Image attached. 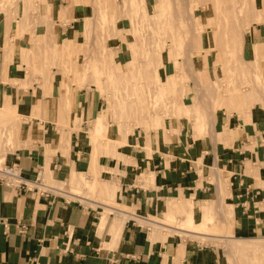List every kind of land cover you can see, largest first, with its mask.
<instances>
[{
	"label": "rangeland",
	"instance_id": "374dc122",
	"mask_svg": "<svg viewBox=\"0 0 264 264\" xmlns=\"http://www.w3.org/2000/svg\"><path fill=\"white\" fill-rule=\"evenodd\" d=\"M68 2L69 13L62 16L59 13L60 26L75 23L80 28L75 41L71 33L63 32L61 39L51 44L49 51H45L44 57L32 54V60L26 61L29 70L26 78L31 73H40L44 78L42 87L57 92L58 124L53 130L59 131L50 133L37 124L25 125L32 123L33 116L39 114L34 111L25 113L28 105L19 106L11 95L5 94L4 100L0 99V164L13 162V157L7 154H13L17 147L33 148L35 143H39L36 139H40L46 146V155L52 153L56 156L59 151L68 159L69 168L58 176L51 171L55 167L53 162L56 157L40 155V164L45 166L44 179L50 185L62 189H52L54 194H61L70 201H80L98 213L99 217L104 212H108L109 217L115 214L107 204L124 208L132 212L126 216V220L136 218L148 232L157 230L156 221L188 229L184 230L186 233L171 231L169 237L180 242L182 239H195L217 246L221 250L223 264H264V245H260V242H264V218L259 215L263 213L264 216V198L257 199V207L261 211L255 216L263 230L243 235V239L231 245L232 236H241L234 231L236 214L232 207L234 209L236 202L230 196L234 176L231 175L233 180L230 181L229 172L220 171L224 178L219 185L223 198L212 201L219 197L214 165H222L215 164L208 156L207 151L211 150L206 142L209 136L218 145L219 157L229 146L237 147L239 142L235 141L237 137L233 134L236 128L242 132L246 130L248 121L245 108L248 105L252 107L256 102H264L263 61L247 60L250 54L247 31L254 21L264 22V0ZM13 4L14 0H0V6L5 9ZM35 5L36 2L32 0V11L38 10ZM77 5L88 6L79 11ZM45 8L48 15L50 6ZM63 10L66 11V8ZM63 29L66 31V26ZM112 51L117 59L115 65L109 61ZM251 51L264 52L256 41ZM38 57H41L40 60H37ZM38 64L43 68L42 72L36 67ZM118 68L124 71L123 75L117 74ZM55 71L59 73L56 74V80L49 81L51 76H55ZM25 84L29 83L24 82L22 85ZM71 89L76 94L71 93ZM44 94L52 93L46 91ZM77 95L90 107L84 105L78 112ZM141 100L146 105V113L144 115V111H139L140 114L136 113L134 117L131 106ZM15 118L21 121L25 132L28 131L18 138L10 130ZM183 120L192 124V134H187L186 142L182 138L188 128L183 126ZM127 126L132 129L133 139L123 142L121 150L124 153H106L103 150L106 146L115 148L117 145L116 132ZM73 130L88 140L79 147L83 149V154L78 163L73 160L71 153ZM54 134L57 137L56 144L51 139ZM125 134L128 135L127 132ZM60 135L62 141H58ZM168 141L176 147L171 151L173 156L169 157L175 158L177 155L194 160L196 166L193 168H198L196 173L200 177V185L210 186L213 192L216 190L208 200L184 198L197 206H203V210L205 205L211 204L209 223L207 218L205 224L194 219L189 226L186 219L198 209L192 202L189 205L185 202L184 208L167 207L164 212L156 209L155 204L152 209H143L140 201L118 203L120 179L117 174H124L129 180L126 171L133 164L138 165L137 168H144L137 156L152 154L154 150L163 152V144ZM191 143H195L194 148L189 146ZM178 145L188 153L177 151ZM141 147L145 151L142 155L138 151ZM72 171L83 180L78 187L70 186L67 182ZM152 176L155 177L152 172L139 170L136 177L130 178V182L145 180L146 187H156V182L150 179ZM220 211L223 215L219 214ZM182 213H186V216H179ZM185 220L187 223H184ZM193 231H200V235L190 234L195 233Z\"/></svg>",
	"mask_w": 264,
	"mask_h": 264
},
{
	"label": "crops",
	"instance_id": "0c3cea01",
	"mask_svg": "<svg viewBox=\"0 0 264 264\" xmlns=\"http://www.w3.org/2000/svg\"><path fill=\"white\" fill-rule=\"evenodd\" d=\"M31 1L14 0V4L6 6V9L0 6V99L9 94L19 106L28 105L25 113L34 111L39 115L33 116L32 123L25 125L37 124L47 132L56 133L59 129L56 131L53 129L58 124L59 106L55 98L57 92L51 95L44 94L47 89L45 91L41 85L44 78L40 73H31L27 79L26 74L29 70L26 61L32 60V54L44 57L45 51H49L51 44L61 39L63 32L71 33L75 41L80 28L73 22L60 26L59 13L61 16L69 13L68 0H34L37 4L35 6L38 7L37 11L31 10ZM47 5L50 6L48 15L45 8ZM87 6L77 5L76 8L83 11ZM64 7L66 11L63 10ZM65 26L66 31H63ZM247 33L250 44L247 60L260 59L264 65V57H261L264 52L251 51L254 41L264 50V22L254 21ZM32 66L33 64L30 67ZM36 67L39 71L43 69L39 64ZM56 74L59 73L55 71V76L48 80L55 81ZM24 82L29 84L22 85ZM77 97L79 99L78 95ZM84 105L88 104L79 99L78 112ZM244 113L248 121L246 130L242 132L234 128L236 132L233 135L237 137L235 141L239 142L237 147L229 146L219 157L218 145L209 136V139L206 138L211 150L207 151L208 156H211L215 164L222 165V167L214 165L217 167L214 168V173L219 197L212 201H218L222 197L219 185L224 178L220 171L229 172L230 181L234 178L230 195L231 200L236 202L234 209L232 207V211L235 210L234 215L236 214L234 231L241 235L232 237L242 239L243 235L263 230L255 216L261 211L256 201L264 198V102H256L252 107L248 105ZM185 120L183 126L187 127L188 131L182 139L186 142L187 134H192V124ZM61 135L58 141H62ZM71 136L74 142L71 153L73 160L78 163L83 154V149L79 147L88 140L77 130H73ZM51 139L56 144V134ZM36 140L39 143L32 146L34 149L17 147L13 154L8 153L7 156L13 157V162H19L29 176L35 175L40 168H45L40 164V155L56 157L52 174L60 176L69 168L68 159L62 156V152L58 151L56 156L52 153L46 155L44 151L46 146L40 139ZM163 145L165 148L163 152L154 150L152 154L142 155L144 148L138 149L142 156L137 157H140L141 167L144 168H137L136 164H133L131 169L126 168L129 180L124 174H117L120 179L117 190L119 204L127 200L140 201L143 209H152L155 204L156 209L164 212L167 207L184 208L185 202L187 205L192 202L184 198L208 200L213 193L215 194L216 190L213 192L210 186L200 185V177L196 173L198 168H193L196 166L194 160L180 158L177 155L175 158L169 157L173 156L171 151L175 150V144L168 141ZM194 145L195 143L189 144L192 148ZM177 149L183 154L188 153L180 145ZM139 170L154 173L155 177L152 176L150 179L156 182V187H146L145 180L130 182V178L136 177ZM71 173L67 182L70 186L78 187L83 180L77 173L73 171ZM192 203L198 209L193 211L189 219L195 217L196 222L201 220V224H205L206 218L210 219L209 210L212 205H205L203 210V206ZM107 206L115 214L112 213L109 217V213L104 212L99 217L92 208L84 206L78 200L70 201L61 194L40 195L35 191L24 192L0 182V264H223L221 250L217 246L195 239L191 241L182 239L180 242L169 237L171 231L183 233L188 229L143 216L164 227L155 232L152 229L148 232L145 225L136 218L130 217L126 220L132 214L131 211L110 204ZM219 214L223 215L222 211ZM259 215L264 218L263 213ZM179 216H186V213ZM193 232L195 233L190 234L200 235V231Z\"/></svg>",
	"mask_w": 264,
	"mask_h": 264
},
{
	"label": "bare ground",
	"instance_id": "6f19581e",
	"mask_svg": "<svg viewBox=\"0 0 264 264\" xmlns=\"http://www.w3.org/2000/svg\"><path fill=\"white\" fill-rule=\"evenodd\" d=\"M225 1V0H224ZM228 3V2H227ZM225 7H227V6H225ZM229 7V6H228ZM227 7V8H228ZM242 7V6H241ZM227 14V13H226ZM190 16V15H189ZM230 16V15H229ZM232 17V16H231ZM188 19H190V18H188ZM230 20V19H229ZM240 21H241V19H240ZM193 25V24H192ZM230 25V24H229ZM233 25V24H232ZM189 27H190V25H189ZM233 27V26H232ZM231 30H232V28H231ZM200 31H202V30H200ZM199 31V32H200ZM119 33V32H118ZM117 34V33H116ZM115 34V35H116ZM192 34V33H191ZM192 37V36H191ZM190 37V38H191ZM137 39V38H136ZM128 44H130L129 42H127ZM191 43V42H190ZM191 45V44H190ZM142 46V45H141ZM189 48H190V46H188ZM191 48H192V45H191ZM188 51H189V49H188ZM107 53H108V51H107ZM109 56H110V58H109V61L110 62H112L114 65H115V63L117 62V59H116V57H115V53H114V51H112L111 53H109ZM123 59V58H122ZM188 59V58H187ZM116 66H117V64H116ZM118 75L120 76V75H123L124 74V71L123 72H121L120 71V68H118ZM125 75H127V74H125ZM46 81H45V83L47 82V79H45ZM131 81V80H130ZM48 90V92L50 91V93H53L54 91H51V90H54V89H50V88H47ZM73 89V88H72ZM72 89H71V93H74L75 91H72ZM45 91H46V89H45ZM42 92V91H41ZM71 93H69V95H70V97H73V95H71ZM247 93H249V92H247ZM74 94H76V93H74ZM127 99H129V98H127ZM3 100H4V98H3ZM136 100V99H135ZM134 101V100H133ZM58 105V104H57ZM144 107L146 108V105H145V103H143L142 102V100L141 101H137V102H135V103H133L132 104V106H131V108H132V111L134 112V117H136V113H138V114H140L139 113V111H144V115H145V109H144ZM131 111V112H132ZM62 112H60V114H61ZM138 114H137V116H138ZM140 116V115H139ZM20 119V118H19ZM21 124V121L20 120H18L17 118H15L14 120H12V123L10 124L11 125V127H10V130L12 131V132H14V136H19V137H21V136H23V135H25V134H23L24 132H25V129H24V127H22V125H20ZM9 125V126H10ZM28 132V131H27ZM27 132H25V133H27ZM128 133V135H126L125 133ZM116 138L115 139H117L116 140V147L114 148V147H111V145L110 146H106V148H104L103 150H106L107 152L106 153H108V152H110V154H118V155H122L123 153H124V150H121L122 149V145H123V142H130V141H132V139H133V137H132V129H130V127H121V129L119 130V131H117L116 132ZM18 138V137H17ZM15 139V138H14ZM18 140V139H17ZM113 153H112V152ZM103 153V152H102ZM107 155V154H106ZM128 155V154H127ZM97 156V155H96ZM92 157V156H91ZM96 158V157H95ZM98 158V157H97ZM94 159V158H93ZM45 180V179H44ZM45 184L44 185H48V188H50L51 190L52 189H59V190H62L61 188H58V187H54V185L52 186V185H50L46 180H45V182H44ZM110 187H113L112 185H110ZM112 189V188H111ZM112 192H114V190L112 191ZM71 193V192H70ZM71 194H74V193H71ZM194 219H195V217H192V218H190V219H187V221H188V223H189V226L191 225V224H193V222H194ZM208 219V218H207ZM209 220L210 219H208V223H209ZM187 221L185 220L184 221V223L186 222L187 223ZM196 221V220H195ZM196 223V222H195ZM157 224H158V222H157ZM160 228H162V226H160V225H158V227H157V229H160ZM162 229H164V227L162 228ZM202 230V229H201ZM242 238L241 237H234V238H232L231 239V244H237V242H239L238 240H241ZM255 244V243H254ZM260 245H264V242L262 241V242H260Z\"/></svg>",
	"mask_w": 264,
	"mask_h": 264
},
{
	"label": "built area",
	"instance_id": "2783aa9c",
	"mask_svg": "<svg viewBox=\"0 0 264 264\" xmlns=\"http://www.w3.org/2000/svg\"><path fill=\"white\" fill-rule=\"evenodd\" d=\"M44 168H40L35 175H27L19 162L0 164V182H5L11 187L22 191H35L40 195L53 193L48 185H44ZM60 195V194H59Z\"/></svg>",
	"mask_w": 264,
	"mask_h": 264
}]
</instances>
